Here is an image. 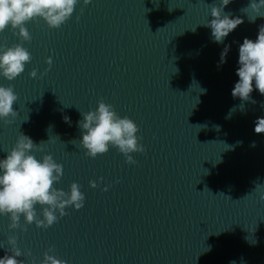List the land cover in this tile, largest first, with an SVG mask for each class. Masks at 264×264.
Segmentation results:
<instances>
[{
  "label": "water",
  "instance_id": "water-1",
  "mask_svg": "<svg viewBox=\"0 0 264 264\" xmlns=\"http://www.w3.org/2000/svg\"><path fill=\"white\" fill-rule=\"evenodd\" d=\"M218 2L81 0L58 29L26 24L32 59L13 81L0 78L18 96V115L0 121V158L21 133L37 144L50 139L33 154H51L63 166L55 187L81 184L87 204L47 229L10 232L0 217V241L17 236L22 253L31 252L25 264H39L49 247L70 264H264V134L253 131L264 96L254 90L256 103L228 118L241 103L231 95L239 43L255 39L264 18L244 17L218 68L224 45L201 25ZM248 4L234 0L225 11L243 15ZM0 43L20 41L5 30ZM102 99L138 125L145 152L132 154L135 164L116 148L92 158L79 145V111Z\"/></svg>",
  "mask_w": 264,
  "mask_h": 264
},
{
  "label": "clouds",
  "instance_id": "clouds-1",
  "mask_svg": "<svg viewBox=\"0 0 264 264\" xmlns=\"http://www.w3.org/2000/svg\"><path fill=\"white\" fill-rule=\"evenodd\" d=\"M233 2L234 0H219L218 4L211 6V19L201 24L211 30L210 39L213 43L224 45L218 68L227 63L231 45L225 44L226 38L245 22L244 17H247L249 23H255L257 18H264V0H249L248 6L240 10L243 15H233L225 11ZM80 3L81 0H0V33L11 31L20 41L11 46L0 43V78L13 81L25 71V65L32 59L28 49L23 46L24 42L32 39L26 27L27 23L42 20L50 29H58L72 17ZM82 3L87 6L91 0H82ZM46 63L50 67L51 58ZM47 71L45 69V73ZM235 75L238 79L234 82L231 95L241 103L229 110L228 118L237 111V107L243 112L245 102L256 103L251 95L254 90L264 96V24L258 26L255 39L245 37L239 43ZM29 76L36 78L37 70L33 69ZM17 100L18 96L11 85L0 86V121L5 124L12 123L9 118L18 115L13 108ZM261 107H264V103ZM79 113L81 118L76 122L80 130L79 145L86 150L88 156L98 158L110 148H116L126 157L128 164H135L132 154L145 152L140 143L142 137L138 135V125L128 116L121 117L112 104L102 99L95 110ZM63 120L72 126L70 117L64 116ZM254 125L253 131L256 134H264V117H258ZM47 142L41 141L37 144L21 133L14 146L6 152V156L0 158V217H7L10 232L17 229L26 232V226L33 223L37 228L47 229L68 214L67 208L83 210L86 207L87 195L82 185L73 182L68 191L55 187L63 176V166L51 154L40 158L33 154L35 151H43L41 145ZM252 147H255L254 142ZM92 187L96 188L98 184L94 181ZM259 187L257 185L256 188ZM261 199L264 200V190L261 191ZM0 249L4 250V255L0 256V264H25L21 257L31 256L30 251L22 253L15 235H7L5 240L0 241ZM210 250L209 247L206 251ZM31 264H37L36 260L33 259ZM39 264L70 262L58 257L54 247H49ZM229 264L236 262L230 261Z\"/></svg>",
  "mask_w": 264,
  "mask_h": 264
}]
</instances>
